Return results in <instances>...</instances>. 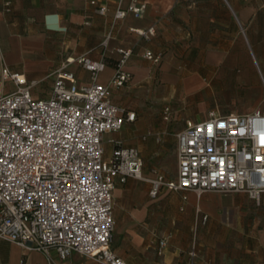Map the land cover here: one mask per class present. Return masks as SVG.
Segmentation results:
<instances>
[{"label": "crops", "instance_id": "0c3cea01", "mask_svg": "<svg viewBox=\"0 0 264 264\" xmlns=\"http://www.w3.org/2000/svg\"><path fill=\"white\" fill-rule=\"evenodd\" d=\"M90 1L0 0L1 91L16 89L13 80L1 77L6 67L27 82L35 80L33 96L46 98L54 72L67 57L79 55L105 59L98 76V82L105 84L119 58L115 49H131L123 66L131 80L112 87L110 100L134 111L136 118L116 132L105 133L102 143L105 158L111 155L115 140L136 147L146 178L163 173L170 155L176 169L172 177H166L174 178L177 172L175 133L184 127L171 126L181 117L171 111L172 121L165 122L166 112L161 109L165 100L186 95L194 109L187 115L192 120L187 121L205 119L209 112L264 110V0H143L147 3L144 15L128 12L115 21L106 47L101 42L114 10L126 8L131 0H96L106 4L105 14L97 13ZM151 26L154 33L148 38L131 31ZM148 50L161 54L157 63L144 57ZM66 70L77 84L89 82L88 72L76 62L68 63ZM149 190L147 181L129 178L116 182L112 191V249L127 264H189L193 246V259L199 264H264V230L227 235L232 212L250 199L246 194H197L163 187L152 197ZM195 228L198 233L191 238ZM167 234L171 238L158 254L157 239ZM53 256L58 264H98L75 252L65 260ZM0 264L47 261L41 252L0 238Z\"/></svg>", "mask_w": 264, "mask_h": 264}, {"label": "built area", "instance_id": "2783aa9c", "mask_svg": "<svg viewBox=\"0 0 264 264\" xmlns=\"http://www.w3.org/2000/svg\"><path fill=\"white\" fill-rule=\"evenodd\" d=\"M99 14L103 2L91 0ZM9 3H6L8 10ZM146 1L131 0L117 7L102 46L111 38L115 21L130 12L142 17ZM148 38L154 27L131 28ZM119 58L108 83L98 82L106 66L103 57H67L54 72L50 95L35 98V80L1 70L3 80L11 79L16 89H0V238L26 250L41 252L47 264H58L75 252L98 264H127L111 247L114 219L112 191L116 182L129 178L150 184L154 197L161 188L171 191L244 193L259 202L264 198V110L248 113L215 114L186 121L175 133L177 172L167 178L156 172L142 175L139 150L113 141V150L104 156L103 136L120 130L136 118L134 111L110 100L112 87L130 82L123 68L131 49L116 48ZM160 53L145 51L144 57L157 63ZM76 62L88 72L89 82L77 84L66 65ZM165 118L169 108L165 107ZM183 198H185L183 196ZM206 217L203 218L205 220ZM171 234L157 239V253L166 248ZM193 259L194 246L189 253ZM165 264V263H162Z\"/></svg>", "mask_w": 264, "mask_h": 264}, {"label": "rangeland", "instance_id": "374dc122", "mask_svg": "<svg viewBox=\"0 0 264 264\" xmlns=\"http://www.w3.org/2000/svg\"><path fill=\"white\" fill-rule=\"evenodd\" d=\"M214 43V41H213ZM48 93L44 94L43 97H46ZM165 106L169 108V112L171 111L173 113H177L180 117V120L176 123L172 122L171 126H173L175 129H181L186 125L187 119H191L190 116H187L190 111L193 113V105L189 103V99L186 95H182L179 99H169L165 100L162 105L161 109L165 110ZM168 112V113H169ZM187 116V117H186ZM165 122H167L169 119L171 120V117L168 114V118H165ZM200 119V117H198ZM172 121V120H171ZM178 124V125H177ZM177 125V127H176ZM169 160L167 161L163 167L162 171L165 176L172 177L174 175L175 169H176V162H174V156H168ZM149 166H152L149 164ZM213 192V191H209ZM214 193H222V194H232V192H214ZM222 198L221 196H219ZM233 203H238L237 200L233 201ZM242 206V207H241ZM241 206L237 211L232 212L230 224L228 225V232L227 235H247L251 231L257 232L258 230L260 232H263L264 230V198H262L259 202L253 201L251 199H246L241 202ZM237 226L238 229L235 228ZM241 229V230H240ZM219 230V229H218ZM198 233V229H193L191 231V238L195 237ZM113 243V236L111 239V247Z\"/></svg>", "mask_w": 264, "mask_h": 264}]
</instances>
